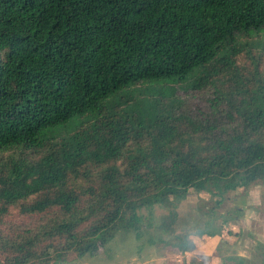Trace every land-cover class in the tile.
<instances>
[{"label": "trees", "instance_id": "1", "mask_svg": "<svg viewBox=\"0 0 264 264\" xmlns=\"http://www.w3.org/2000/svg\"><path fill=\"white\" fill-rule=\"evenodd\" d=\"M262 29L264 0H0V264L93 256L120 230L139 236L143 208L264 180L263 78L243 94L214 88L196 114L174 98L129 94L119 114L104 103L198 67L191 88L213 86L212 65ZM91 113L71 134L47 132ZM12 207L41 222L6 229Z\"/></svg>", "mask_w": 264, "mask_h": 264}, {"label": "rangeland", "instance_id": "2", "mask_svg": "<svg viewBox=\"0 0 264 264\" xmlns=\"http://www.w3.org/2000/svg\"><path fill=\"white\" fill-rule=\"evenodd\" d=\"M232 54V64L224 68L220 62L213 64L210 71L213 76L214 85L207 84L200 91L191 88L192 76L198 74L201 67L196 68L191 75L184 80H160L151 83H142L130 88L117 91L109 96L105 101V112L120 113L121 110L128 109V103L136 102L139 98H157L163 105H170L171 98L178 99L181 111L189 114H196L199 110L206 109L209 105L208 98L213 97L214 88L219 91L244 92L246 89L254 88V78L264 79V30L260 33H251L248 37L239 38ZM258 63V67L255 64ZM161 87L163 95L149 94V91ZM237 87V88H236ZM174 89L175 97L170 89ZM240 88V89H238ZM132 95L128 103L119 101L125 100L128 95ZM243 94V93H242ZM161 96V97H160ZM239 98L240 96L237 95ZM121 97L123 98L122 100ZM178 97V98H177ZM175 102V101H174ZM177 103V102H176ZM97 113L84 115L76 118L75 125L70 122L68 125H57L48 129V133L58 137L71 134L77 124H88L89 120L95 121ZM175 213V219L169 226H162V222H167L168 215ZM141 214L139 236L132 229L118 231L117 235H123L129 245L130 253L125 258H136L139 261L148 260L152 257L146 255L145 246H149L150 238L155 240V252L159 255L163 251L174 253L171 259L165 264H207L205 260L213 258L225 259V252L213 249L211 256L202 259V256L194 255L197 244L218 235L224 234L223 242L226 245L236 243V246H244L248 241L253 244L258 240L259 231L264 230V180H257L250 184L247 189L231 190L217 197L209 192L189 189L187 194L174 201V206L168 208L160 204H155L151 213L145 208L139 210ZM41 215H25L19 213L17 207H12L5 216L6 229L28 228L38 225L41 222ZM230 230V232H229ZM225 236H228L225 238ZM118 238L115 236L106 247L100 249L95 255L85 254L79 257L74 253L66 254L64 262H51L50 264H113L120 261L116 254ZM234 240V241H233ZM128 245H125L127 248ZM145 245V246H143ZM143 246V247H142ZM250 247V244H248ZM191 256L184 259L182 249ZM202 255V254H201ZM183 257V258H182ZM258 258V256H257ZM256 264H259L256 261Z\"/></svg>", "mask_w": 264, "mask_h": 264}, {"label": "crops", "instance_id": "3", "mask_svg": "<svg viewBox=\"0 0 264 264\" xmlns=\"http://www.w3.org/2000/svg\"><path fill=\"white\" fill-rule=\"evenodd\" d=\"M250 186V185H249ZM248 186V187H249ZM247 187V188H248ZM246 188V189H247ZM240 189V188H239ZM121 231V230H120ZM123 232V231H121ZM230 232V230H229ZM118 233V232H117ZM118 239L116 246V254L118 255L120 261L113 264H165V262L174 255V253L170 251H163L159 255L155 252L156 242L155 240L150 238L148 241L149 246H145L144 250L146 255L152 257L148 260L139 261L136 258L132 257L131 259L125 258L128 253H130L129 245L127 244V240L123 235H115ZM224 234L222 235V237ZM218 235L213 236L211 239L205 241L203 244H197L194 250V255L202 256V259L207 256H211L213 249H219L222 246L221 250L225 252V259H222L219 262V259L213 258V260H205L204 263L207 264H256L258 261L259 264H264V230L259 231L258 240L254 241L253 244L245 241L244 246H236V243H232L231 245H226L222 240L223 238ZM228 236H225L227 238ZM234 241V240H233ZM250 244V247L248 246ZM125 245H128L126 248ZM142 246V247H143ZM202 254V255H201ZM182 255H184V259L191 255L186 254L185 248L182 249ZM258 256V258H257ZM183 258V257H182ZM170 264V263H169ZM173 264V263H172Z\"/></svg>", "mask_w": 264, "mask_h": 264}]
</instances>
